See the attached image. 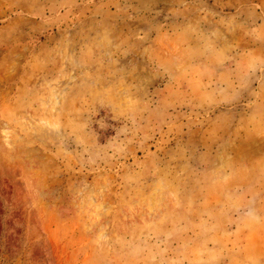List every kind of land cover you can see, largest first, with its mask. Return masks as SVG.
I'll use <instances>...</instances> for the list:
<instances>
[{
	"label": "rangeland",
	"instance_id": "rangeland-1",
	"mask_svg": "<svg viewBox=\"0 0 264 264\" xmlns=\"http://www.w3.org/2000/svg\"><path fill=\"white\" fill-rule=\"evenodd\" d=\"M0 264H264V0H0Z\"/></svg>",
	"mask_w": 264,
	"mask_h": 264
}]
</instances>
